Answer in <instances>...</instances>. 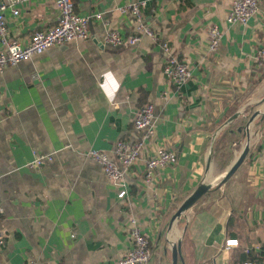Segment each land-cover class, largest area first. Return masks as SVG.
<instances>
[{
  "label": "crops",
  "instance_id": "1",
  "mask_svg": "<svg viewBox=\"0 0 264 264\" xmlns=\"http://www.w3.org/2000/svg\"><path fill=\"white\" fill-rule=\"evenodd\" d=\"M131 1L140 0H72L77 14H100L87 23L86 39L0 70V264H113L129 248L130 217L149 241L147 264H171L177 242L176 264L264 254V75L257 79L252 59L264 48V0L245 25L225 21L231 0H144L141 19L153 38L102 44L106 29L132 34L131 15L116 10ZM14 7L15 15L3 12L5 26L21 44L56 23L53 0ZM212 25L220 37L209 53ZM167 55L190 70L179 88L162 74ZM145 103L153 105V137L126 170L118 198L119 186L86 152L115 160L117 140L140 137L131 122ZM247 110L258 114L246 135L238 126ZM245 143L242 162L219 183ZM161 147L175 152V162L146 182L144 162ZM45 154L50 161L30 164ZM200 183L209 190L172 219ZM226 239L237 245L224 248Z\"/></svg>",
  "mask_w": 264,
  "mask_h": 264
},
{
  "label": "built area",
  "instance_id": "2",
  "mask_svg": "<svg viewBox=\"0 0 264 264\" xmlns=\"http://www.w3.org/2000/svg\"><path fill=\"white\" fill-rule=\"evenodd\" d=\"M24 0H0V70L5 66L16 65L19 61L39 53L53 45H62L72 40H83L88 37L87 23L91 17L99 18V13L81 16L74 11L72 0H53L58 11L56 23L52 26L36 31L26 44L10 38L7 35L5 18L3 12L9 9L15 15L17 9L14 3ZM260 0H231L229 9L225 15V21L230 25H245L247 20L253 17L258 11ZM144 0L131 1L116 10L123 13L128 12L134 23V30L131 35L122 37L116 29H106L102 35V44L109 47H117L122 44L135 45L143 37L153 38L152 30L142 22L141 8L145 6ZM207 51H216L219 45V30L212 25L208 29ZM164 47V44H162ZM253 66L260 69L264 63V48L255 49L253 56ZM164 78L175 88H179L189 77L190 70L184 61L177 59L174 55H167L162 66ZM153 105L145 103L138 107L132 117V128L140 131L141 135L136 140L130 142L117 140L113 149L111 159L106 153L100 150L89 149L86 155L101 167L103 174L120 190L117 197L125 195V184L123 177L126 170L138 159L141 151L153 137ZM51 154L35 156L31 165L38 166L43 162L51 160ZM175 152L167 148H159L144 162V179L146 182L152 181L156 169L175 162ZM118 165H117V164ZM1 213V205H0ZM129 248L113 264H147L150 256L149 241L141 232V229L134 217L129 218ZM71 237L73 234L70 235ZM4 245V237L0 231V251ZM237 245L236 239H226L224 248ZM251 264V263H249Z\"/></svg>",
  "mask_w": 264,
  "mask_h": 264
},
{
  "label": "water",
  "instance_id": "3",
  "mask_svg": "<svg viewBox=\"0 0 264 264\" xmlns=\"http://www.w3.org/2000/svg\"><path fill=\"white\" fill-rule=\"evenodd\" d=\"M257 114L258 112L256 111L248 118L246 126ZM233 117H235V115L231 118ZM247 148V144L245 143L240 153L233 159V161L230 163V165L226 168V170L220 177L219 183L225 182L236 170V168L240 165L244 156L246 155ZM209 188L210 185L207 183H200L199 185H197L195 189L186 198H184L180 205L176 208L175 212L172 215V219L178 218L182 213H184V211L189 209L203 194H205L209 190ZM178 251L179 242H177L176 245L171 249V264H176V256Z\"/></svg>",
  "mask_w": 264,
  "mask_h": 264
},
{
  "label": "trees",
  "instance_id": "4",
  "mask_svg": "<svg viewBox=\"0 0 264 264\" xmlns=\"http://www.w3.org/2000/svg\"><path fill=\"white\" fill-rule=\"evenodd\" d=\"M264 264V254L249 255L247 252H239L231 258L230 264Z\"/></svg>",
  "mask_w": 264,
  "mask_h": 264
},
{
  "label": "rangeland",
  "instance_id": "5",
  "mask_svg": "<svg viewBox=\"0 0 264 264\" xmlns=\"http://www.w3.org/2000/svg\"><path fill=\"white\" fill-rule=\"evenodd\" d=\"M263 75H264V63H263V65H262V67L259 69V73H258L257 79L259 80ZM254 112H256V111H253V110H252V111H249V110H247V111L245 112L246 117H245L244 121L240 122V124H239V126H238L239 129H244V133H245L246 135L249 134V132H250V130H251L250 124H248V125L246 126L247 120H248V118H249ZM245 129H246V130H245ZM220 155L222 156V160H223V159H224V156H225L224 151L221 150ZM222 160H221V161H222Z\"/></svg>",
  "mask_w": 264,
  "mask_h": 264
}]
</instances>
